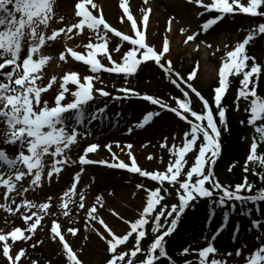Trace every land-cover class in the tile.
I'll use <instances>...</instances> for the list:
<instances>
[{
    "label": "snow or ice",
    "instance_id": "snow-or-ice-1",
    "mask_svg": "<svg viewBox=\"0 0 264 264\" xmlns=\"http://www.w3.org/2000/svg\"><path fill=\"white\" fill-rule=\"evenodd\" d=\"M144 2L147 4L148 0ZM188 3L204 9L198 13L200 16L205 15V12L218 13L202 24L205 33L229 15L245 14L264 18V0H211V3H206L205 0H188ZM121 7L123 13L127 14L126 19L131 21V26L135 29L134 34H125L109 23L103 9L94 0H77L73 6V15L79 19L70 22L65 15L59 13L58 0H0V188L3 189L0 199L4 201L0 203V209L23 222L22 226H13L7 232L0 230V257L5 259L6 264H23L22 258H27V250L23 245L33 240L38 228L43 230L42 221L45 217L57 215V212L51 211V196L47 198V202L37 203L28 199L27 194L42 188L46 182L50 183L65 166L77 163L68 153L78 143V137L82 138L85 134L78 130L79 126L102 116L107 106L94 108V105L101 98L113 97L104 87H96L97 82L103 85L101 74L121 75L127 81L137 73L141 65L149 61L155 62L164 71L169 82L183 94V98L173 96L175 106H171L160 98L141 94L127 87L118 88L117 92L121 95L113 98L124 101L135 97L148 101L160 109L174 113L186 123L188 127L182 134L181 143H175V135L171 146L167 143V137L161 143V147L169 153L166 168L163 171L144 170L131 152L133 146L127 144L121 148L119 142H115V146L122 152L125 148L128 150L130 163L113 152L112 144L104 145L112 153L111 161L86 158L89 153L97 150L99 145L96 143L83 150L78 163L81 166L101 164L112 169L127 170L149 178L158 186L153 189L147 188L144 183L136 185L137 189H143L146 193L144 206L135 220L125 221L129 225L128 230L117 233L99 215L96 203L85 206V196L82 191L78 192L75 182L84 171L81 167L75 173L74 182L58 198V212L68 218L67 223L71 225V217L75 213L68 207L69 202L76 204V212L84 210V228L94 232L104 242L108 253L106 264H161L165 259L169 264H176L167 251L166 237L170 238L176 231L182 216L190 207H194V202L206 199L213 205L230 211L235 210L238 202L241 214L247 203L264 202V187L257 188L253 193L256 185L254 181H249L247 175L251 171V175L264 185V94L259 91L261 78L264 77V64L256 62V58L249 55L246 49L255 38L264 35V23L250 29L241 42L225 51L218 68V86L214 88L213 103L210 104L192 83L197 77L198 64L185 78L174 69L171 59H165L170 52L167 39L161 50L146 42L152 9H147L148 14L143 16L142 24L138 26L137 19L130 10L129 0H123ZM124 19L122 15V22ZM171 22L170 20V25ZM180 31L184 33L186 29ZM81 34L87 41L82 45L85 51L67 47L66 52L70 57L61 52L59 60L82 61L89 66L90 74L81 77L73 71L63 75L58 82V94L50 104L45 96L57 84V77L52 76L47 83L44 81V69L51 60L45 49L64 37L72 40L73 36ZM110 34L121 38L111 50ZM198 35V32L187 35L184 43L195 40ZM123 42H128L130 47L121 54ZM206 46L212 47L211 44ZM76 47L80 48L81 45ZM196 48L198 50L199 45ZM224 48L228 49L229 46L225 44ZM116 54H120L119 60L114 59ZM212 54L215 55V52ZM103 60H107L108 64L103 63ZM230 77H242L234 101L235 110H240V102L243 100L248 117L246 123L253 130L242 166L246 175L243 182L235 186L222 184L214 172L222 151L221 125L227 124L228 108L223 104V99L230 88ZM181 84L185 87H181ZM189 90L202 102V111L193 109ZM66 94L72 99L68 100ZM160 114V111H148L136 127H145ZM132 130L129 128L128 132L131 133ZM9 146L14 149L11 155ZM190 153L194 154V159L189 166L186 157ZM147 158L151 160L153 157L149 155ZM160 159L163 162L162 157ZM172 190L176 193L178 203L168 205L164 201L172 195ZM245 191L251 194H243ZM73 197H78V202ZM95 199L98 203L101 197L97 195ZM113 214L119 215L115 212ZM223 218H228L227 211L223 213ZM251 224L260 227V221L253 220ZM48 228L50 239L62 247L65 264H84L79 255L82 249L74 250L66 239L69 234L75 237L78 228L64 227L56 219L51 221ZM221 230L205 237L203 247H185L182 255L195 253L197 259H186L184 264H227L225 260L217 258V248L213 243ZM150 235L153 240L145 248L142 242ZM255 239L257 246L254 249L242 251L247 245L235 249V256L242 257L243 264H264V243L259 242L264 239V231ZM17 242L21 246L17 247ZM37 243L42 241L32 243L31 247L35 248ZM225 255L231 256L232 253ZM31 264L38 262L32 260Z\"/></svg>",
    "mask_w": 264,
    "mask_h": 264
},
{
    "label": "rangeland",
    "instance_id": "rangeland-1",
    "mask_svg": "<svg viewBox=\"0 0 264 264\" xmlns=\"http://www.w3.org/2000/svg\"><path fill=\"white\" fill-rule=\"evenodd\" d=\"M68 0H58L59 7L65 5ZM77 0H73L70 3L71 10H73L74 3ZM206 3H211V0H205ZM97 3L101 6L105 13V18L109 21V23H113L112 19L108 17L107 11L104 8V4L106 0H97ZM123 3V2H122ZM122 3H116L115 8L120 12H123L121 7ZM154 5H157L156 9L153 8ZM130 10H131V6ZM152 8L156 14H163L166 11L168 16H171L173 19L170 18L171 21H174L175 26L177 27L174 37H170L171 43L170 44V52L166 55L165 59H171L173 62V67L176 71L180 72L182 76L187 78L188 74L195 68H197V64L199 65L197 70V77L192 81L194 87L202 94V95H209L211 92H214V88L218 86V68L221 65V57L224 55L225 51L231 50L236 43L241 42L246 35L248 34V30L246 26H250L249 21L251 20V16L245 14H236V15H229L226 16L223 20H220L216 25L210 27V29L205 33L202 29V24L206 22L208 17L217 16L209 12H205V15L200 16L198 15L199 12L204 11V9L195 6L194 4L188 3V0H148L147 4H144L140 7L139 12L134 14L137 18L143 17L147 13V9ZM158 8V10H157ZM59 13L62 14V10L58 9ZM132 11V10H131ZM160 19V16H158ZM78 20L79 18H72L67 21ZM164 21V20H163ZM154 22V18L149 19V24L153 26L156 25ZM60 25H57L59 27ZM166 25L163 23L162 28V38H166L169 27H165ZM131 31V33L128 31ZM181 29H186L184 33H181ZM127 30V31H126ZM159 30V29H158ZM124 33L134 34L135 29L131 26V23L127 21L126 27L124 29H119ZM193 32H198L199 35L196 37L195 40L189 41L187 44L184 43L186 36L192 34ZM63 35V34H62ZM152 35V33H151ZM169 36V35H168ZM158 36L149 37V44L150 46H155L157 50L158 46L160 45ZM121 38L115 37L114 34H110V50L113 45H115ZM161 39V38H160ZM264 39V35H263ZM204 41V43H201ZM87 41L83 38V34L80 36H73L72 40H67L66 37L59 40V42L52 43L51 46L45 49L46 54L51 56V60L45 66L44 72L45 77L44 81L47 83L48 80L51 79L52 76L57 77V84L53 85V88L49 89L45 98L49 100L51 104L54 100V96L58 94V82L60 78L70 72H76L81 77L84 75L90 74L89 66L84 65L81 63L82 61H75L74 59H67V61L59 60V55L61 52H64L66 56L70 57V54L66 52L67 47H72L74 50L77 51H85L82 45ZM81 45L80 48H77V45ZM211 44L212 47L208 48L206 45ZM227 44L229 46L228 49L224 48V45ZM158 45V46H157ZM196 45H199V49L197 50ZM130 45L128 42H123V47L121 48V54L124 53ZM219 48V51L216 49ZM260 48H255L254 56L260 53ZM215 52V55L212 53ZM251 52V51H250ZM248 52V54L250 53ZM117 55V54H116ZM114 55V59L119 60ZM250 55V54H249ZM259 56V55H258ZM105 64H108L107 60L102 61ZM103 81L114 82V84H118L120 87H127L131 88V84L133 83H142L148 85L150 83H158L167 91L165 85H170L173 89L168 91L169 96L171 97V106H175V101L172 99L173 96L183 98V94L180 90L169 82L167 79L164 71L159 68L158 65L155 64L153 61H149L143 65H141L140 69L137 73L130 77L127 81L121 75L116 74H108L102 73ZM98 84H96L97 87ZM69 87H72L69 85ZM118 87V88H120ZM181 87H185L181 84ZM113 89L110 91L113 94V97L116 95H121V93L117 92V89ZM166 88V89H165ZM133 89V88H131ZM106 90V89H105ZM187 90V89H186ZM108 91V90H106ZM141 94H148L153 95L154 93L142 90L139 88L138 90ZM150 93V94H149ZM189 95L192 99V107L194 110L202 111L203 106L202 102L199 100L195 94L191 93L189 90ZM67 99L68 95L66 94ZM113 97L102 98L98 104L101 102H113V103H125L126 105H130L131 108L136 107V104L141 105V109L128 117L126 121L120 126V130L114 129L115 133L118 131H122L123 134L127 135L128 140H123L120 144L121 148H124L127 144H131L133 147L131 149L132 154L136 157L137 163L144 169L149 171L160 170L163 171L166 168V165L169 161V153L166 149L161 147V143L163 142L164 138L167 137V143L171 146L173 141V135H175L176 140L175 143H181V137L183 132L187 129L186 123L181 121L174 113L170 111H166L164 109H160L157 105H152L150 102L132 98L127 99L124 101L115 100ZM70 100V99H69ZM96 104L94 108H99ZM169 104V103H168ZM148 111H160V115L154 117L153 120L143 128L136 127L138 122L142 121L143 116ZM114 116L115 113H114ZM121 117V114L118 115ZM105 118L102 116L98 118L95 122L93 120L86 121L83 125L79 126V131L85 133L82 138L78 137V143L72 146L68 155L73 160H77L76 164H70L65 166L60 174L68 171L70 176H68V180H72V173L74 172V167L79 169L78 157L80 154H83V150L91 145L92 143H96L99 145L96 151L100 149L101 139L103 135H107L108 132L106 130H102V126H100V130L98 132H92L89 128L98 126V123L105 122ZM173 122L176 125V128L170 129L163 125L162 120ZM93 122V123H92ZM132 128V132L129 133L128 129ZM245 142L247 143V151L248 145L250 143L251 136L253 135V130L251 127L247 125L245 128ZM112 133V132H109ZM152 138L147 135H151ZM154 142V143H153ZM138 144V145H137ZM87 145V146H86ZM113 152H115L120 159H123L125 162L130 163V158L128 156V150L125 148V151H120L119 148L112 146ZM140 149H148L150 153L152 152V159L148 161H144L140 159ZM96 151L94 153H89L87 157L93 158ZM11 154V153H9ZM247 154V152L245 153ZM163 162H161V158ZM94 159V158H93ZM112 160V153L108 150H104L102 148L101 154L95 160ZM186 159L189 160V166L191 165L194 154L190 153ZM223 162V167L218 170H214L216 177L220 180L222 184L231 185L232 184V177L230 176L233 174L232 167L229 165V162ZM244 164V163H243ZM242 164V165H243ZM87 169H85L82 173L84 174L87 171H98L97 174L93 175L90 180L91 182H96L95 186H93V190L91 193H88V198L85 196V206L88 207L93 203L97 204L98 213L99 215L112 227L117 233H125L129 225L125 223L127 220H135L138 217V212L143 208L145 200H146V193L143 189H137L136 185L138 183H144L147 188H155L157 187L156 182H151L149 178L141 177L139 174H133L128 172L127 170H120V169H112L107 167L106 165L101 164H92L87 165ZM215 167V166H214ZM251 168V166H250ZM231 169V170H229ZM251 171H249L250 173ZM77 173V171H76ZM66 179V180H67ZM105 180L106 183L100 184L98 181ZM114 179V180H109ZM55 180V176L51 180L50 183H45L42 188L37 189L35 191H30L27 194V198L30 200H34L37 195H40L44 192L46 188L52 185ZM65 180V181H66ZM77 181V180H76ZM56 182V181H55ZM28 181H25V186H27ZM70 187L69 182L66 183V186L60 188L57 187L56 192L57 195L60 197L62 196L64 190ZM2 189V188H0ZM3 189L1 191V194ZM101 197L100 202H96V194ZM135 193V195H133ZM44 196V195H43ZM105 198V199H104ZM107 199V202H106ZM4 201L1 199L0 203ZM168 205L178 203V199L174 190H172V195L167 197L164 201ZM103 205L102 207L100 205ZM76 208V207H75ZM228 209V208H227ZM35 210V209H34ZM81 211V215H78V220H73V223L69 225L66 220L62 219L61 217L58 218L59 222L64 225V227L74 226L78 228V241L72 240L67 235V239L73 246L74 250H80L79 255L80 258L84 261V264H106V260L108 259V253L105 250V244L103 241L99 239V237L92 232L91 230H85L84 225L86 223L84 210ZM198 211V214L196 213ZM113 212L118 213L119 215H114ZM241 206L237 202L236 208L234 211H230L228 213V218L225 220L223 218V214L213 212L206 209V199H201L198 203L194 202V207H190L185 214L182 216L181 221L176 229V231L171 235V237H166L167 241V251L171 257L176 261V264H184L186 259H192L196 261L197 257L195 253H191L187 256L182 255V250L185 247L190 248H200L205 245V237H209L212 234L216 233L220 227H222L223 231H225L222 235H217L216 239L213 241L214 246L217 248V258L223 259L227 262V264H243L242 257L235 256V249L237 247H242L243 245H247L246 249L242 248V251H250L257 246V240L255 237L261 232V223L262 218L260 213L255 208H245L244 205V212L241 214ZM197 214V215H196ZM120 217H123L122 220ZM53 217L47 216L42 221L43 230L40 228L37 229L33 240L28 241L23 246L27 250V258L23 259V264H31L32 260L38 262V264H65V257L63 255L62 247L56 243L55 241L50 239L49 236V228L50 221H52ZM257 220L260 221V227H254L251 224V221ZM205 222H210L214 229L206 231L208 234L205 237H202L199 241L197 237H193L194 232L198 227L203 228ZM23 222L19 218L13 217L11 214L6 213L4 210L0 209V230L3 232L9 231L13 226H22ZM99 227V226H98ZM151 225L149 226L150 231ZM85 231H89L85 234ZM220 232V231H219ZM76 235V236H77ZM75 236V237H76ZM87 237V239H85ZM193 238H196L197 241L194 243L192 241ZM81 242H80V241ZM86 240V241H85ZM153 237L150 235L147 237L143 242L142 246L147 248V246L152 242ZM264 240V239H263ZM261 239L259 242L264 243ZM37 241H42V243H37L35 248L31 247L32 243H36ZM84 241V242H83ZM21 246L19 242H17V247ZM56 247V248H54ZM56 252L59 256L53 259L51 256V252ZM226 253H232L231 256L225 255ZM60 262V263H59ZM0 264H6L5 259L0 257ZM161 264H169V262L165 259L161 261Z\"/></svg>",
    "mask_w": 264,
    "mask_h": 264
},
{
    "label": "bare ground",
    "instance_id": "bare-ground-1",
    "mask_svg": "<svg viewBox=\"0 0 264 264\" xmlns=\"http://www.w3.org/2000/svg\"><path fill=\"white\" fill-rule=\"evenodd\" d=\"M72 2H73V0H68L67 3L65 2V5H62V7H59V9L62 10V15H65V17H66L67 20L74 18L73 10H71V7H70V5H71L70 3H72ZM94 2L97 3V0H94ZM117 2L120 4V3L123 2V0H106V3L104 4V8L107 11L108 17L110 19H112V21H114L111 24L119 30V29H124V27H126L128 20L126 19V16H127L126 13H123L122 11L119 12L115 8V4ZM144 4H145L144 0H129V6H131V10H132L133 16H134V14H137L139 12L140 7H142ZM156 7H157V5H154L153 6V8H155V9H156ZM157 10H158V8H157ZM154 12L155 11L152 10L151 14L149 15V19L150 18H154V22L155 21H157V22H156V25L155 26H153L152 24H149L148 25V28H147V31H146V42L149 43V40H150L149 37L150 36L155 37V33H156V36H158V37L161 38V39L159 38L160 45L159 46L157 45L158 46V49H161L163 43L165 42V39H167L169 41V43L172 44L171 43V40H170V37H174V33H175L177 27L175 26L174 21L171 22V25L169 24L170 18L171 19H173V18L171 16H168V14H166V11H164L163 14H156L157 12L156 13H154ZM122 15L125 17V19H124L123 22L121 20V16ZM158 16H160V19H159ZM142 18L137 15V18L136 19H137V25L138 26L142 24ZM128 22L131 23V21H128ZM163 23L166 25L165 27L168 26L169 28H171V31L168 32L166 38H162L163 35H161V36L159 35L162 32ZM129 32L131 33V31H129ZM151 33H152V35H151ZM126 34H128V32ZM119 56H120V54H117L116 55V58H119ZM81 63H83V62H81ZM96 84H98L97 87H104L108 91L109 90L110 91H113V89H116V88L120 87L118 84H114V82H112V81L111 82H108L107 80L106 81H103V85H101L98 82ZM114 85H115V87H113ZM165 86L167 88V91H164L163 90L164 88L160 84H158L157 82L156 83H150L148 85H145V84H142V83H133V84H131L130 87L133 88V89H135V90H138L139 88H142V90H145V91L154 93L153 96L162 99L166 103L171 104V97L169 96L168 91H170V89H173V87L171 86V84L170 85H165ZM69 99H72L71 96H68V100ZM105 105L107 106V110L102 115L105 118L104 119L105 122H103L102 124H101V122L98 123V126H96V129L94 127L89 128V130H91V133L92 132H94V133L95 132H98V130H100L102 128H103L102 130L108 129L107 130V132H108L107 135H103L102 137H99V139H101L100 149L98 151H96L95 155L93 156L94 159L92 158L93 160L97 159V157L100 156L102 148L104 150H107V148H105L104 145H106V144H112V146H115V142H119V144H121L123 140H125V139L128 140L127 139L128 138L127 135L123 134L122 131H118V133H115V130L118 129V128L120 130L121 129L120 126L126 121V119H128V117H131V115H134L135 113H137L141 109V105L139 103L136 104V107H134V108H131L130 105H128V104L126 105L125 103H121V104L117 103L116 104V103H113V102H106V103L101 102V104H98L97 106L105 107ZM114 113H115L116 116H114ZM120 114H121V117H118V115H120ZM102 116H100L98 118H101ZM96 120H93V122H95ZM162 123H163V125H165L166 127H169L170 129L176 128V125L173 122L172 123L169 122L168 120L165 121L163 119L162 120ZM100 126H102V128H100ZM113 127H115L114 128L115 130H113ZM109 132H112V133H109ZM147 136H149L150 137V140H151L152 134L151 135H147ZM8 150H9V153L13 154L14 149H12L11 146H9ZM140 150L141 151L138 152L139 155H140V159H142L143 162L144 161L145 162L148 161V158L147 157L149 155L152 156V152L150 153V150L151 149L150 150H148V149H145V150L140 149ZM86 158H89V157H86ZM89 159H91V157ZM100 160H102V159H100ZM81 167H83L84 170H85L89 166H87V165L81 166L80 165L79 166V169L77 167L76 168L74 167L73 168L74 169V172L75 173H76V171L79 172ZM81 173H80L79 179L77 181H75L76 184H77V190H78V192L79 191H82L83 194L86 195L87 198H88V195H89L88 193H91V191L93 190V186H95V184H96V182H91L90 178L93 175L97 174L98 171H87V172H85L82 175H81ZM68 176H70V173H68V171L65 172V175H63V173L62 174H59V175H56L55 176V180L53 181L54 183L52 185H50L48 188H46L42 194L37 195V196H34V197H36L34 200L37 203L47 202V198L49 196H51L53 198L52 199V208H51V211L57 212V215L56 216H51V217H53V219H56L57 221L59 220L58 218H60V217L62 219H64V220L68 219V218L65 219V217L58 212V207H59V200H58V198H60L62 196L59 197L57 195V192H56V189H57L58 186H60V188H62L64 186H66V183H68V182H69V184L71 186V184L74 182V176H75V174L72 173V176H73L72 177V180H68L67 179ZM100 180L101 181H98L100 184L101 183L102 184L106 183L105 180H102V179H100ZM109 180H114V179H109ZM68 188L69 187H67V189ZM66 190H64V191H66ZM1 191H2V189H0V194H1ZM94 195H97V193L94 194ZM73 199L74 200H77V202H78V197H73ZM106 202H107V199H106ZM68 207L73 210V213H75L71 217L72 220H78V218H79L78 215H81V211L76 212V208H75L76 207V204H73V203L69 202ZM196 213L198 214V211ZM50 223H51V221H50ZM207 228H209V227H207ZM88 232L89 231H85V234L88 233ZM193 232H194L193 237H197L198 241L202 237H205L208 234V232H206V229L204 227L203 228L198 227ZM78 235L76 237H72L69 234L68 236L73 241L74 240L78 241ZM197 239L196 238H193L192 241L195 243L197 241ZM54 248H56V247H54ZM51 256L53 257V259H55L59 255L56 252H53L52 251L51 252ZM2 259H4V258L2 257Z\"/></svg>",
    "mask_w": 264,
    "mask_h": 264
},
{
    "label": "trees",
    "instance_id": "trees-1",
    "mask_svg": "<svg viewBox=\"0 0 264 264\" xmlns=\"http://www.w3.org/2000/svg\"><path fill=\"white\" fill-rule=\"evenodd\" d=\"M250 26H246V29L249 31L252 28L257 27L259 24L264 23V18L260 17H253L249 21ZM260 48V53L256 56H254L255 48ZM247 52H250L249 54L251 56H254L256 58V62L260 64H264V39L263 35L257 37L254 39L253 42H250L249 46L246 48ZM251 63V61L249 62ZM242 77H230V91L226 94V96L223 99V104L228 108L227 112V124L221 125L222 129V136H221V144H222V151L217 159V162L215 164L214 170H218L221 167H223V162H229V165L232 167V172L230 176L232 177V186H235L236 184L242 183L243 178L246 175L242 171V164L244 163V160L246 158V152H247V143L245 142V128L247 126V114L244 111L245 103L243 100L240 102V110H235L236 105L234 103L238 89L240 88V80ZM259 91L261 94H264V77L261 78L260 84H259ZM207 99L213 103V97L214 93L211 92L209 95L206 94ZM241 121H244L245 123H241ZM249 181L255 182L256 188L253 189V193L256 191L257 188L264 187L259 180H257L255 177H253L250 173H247ZM245 195L251 194L247 193L246 191L243 193ZM249 207L257 208L259 211H263L264 214V202L259 204H253L252 202H249L246 204ZM245 206V208L247 207ZM207 207H210L212 209H220L221 207H217L216 205H213L211 201H208ZM221 210V209H220ZM262 231H264V227L262 228Z\"/></svg>",
    "mask_w": 264,
    "mask_h": 264
}]
</instances>
